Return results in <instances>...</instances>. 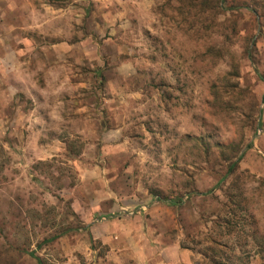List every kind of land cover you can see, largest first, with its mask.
Returning a JSON list of instances; mask_svg holds the SVG:
<instances>
[{"label": "rangeland", "instance_id": "374dc122", "mask_svg": "<svg viewBox=\"0 0 264 264\" xmlns=\"http://www.w3.org/2000/svg\"><path fill=\"white\" fill-rule=\"evenodd\" d=\"M7 45L0 264H264V0H0Z\"/></svg>", "mask_w": 264, "mask_h": 264}, {"label": "crops", "instance_id": "0c3cea01", "mask_svg": "<svg viewBox=\"0 0 264 264\" xmlns=\"http://www.w3.org/2000/svg\"><path fill=\"white\" fill-rule=\"evenodd\" d=\"M22 65H21V61H20V57H19V52L18 50L11 46V45H7L4 46L2 51H0V70L3 72V74H10L12 76H14V82L13 83H9L6 79H4V81L2 82V89H3V100L5 102H7V98L10 95V99H17V93H15V90L17 89V87L19 88L21 85V74H20V69H21ZM9 76V75H8ZM13 88V91H10V88ZM114 98H120V96H117ZM107 107L109 108V105H107ZM123 107V106H121ZM4 112H5V108H4ZM105 112L107 113V110H105ZM15 112L12 113L13 118H15ZM6 116H4V122L9 120V116L7 114H4ZM110 118V121H107V119ZM104 120H106V122L104 121V123H102L101 126H99V133L101 134V140H103L104 142H109L110 139L113 140L114 137H112L111 135L108 136V133L110 131H114L117 132L119 130H121L122 126L120 124H115V125H111L110 127H108L107 124H111L112 123V119L111 116L109 117H105ZM2 121V126L5 128L7 126H5L6 124ZM114 127V128H113ZM116 134V133H115ZM115 134H113L115 136ZM107 145H103L101 147L105 149ZM115 148V147H114ZM117 148V147H116ZM103 150V149H102ZM110 150V149H109ZM102 157L100 158L101 160H103Z\"/></svg>", "mask_w": 264, "mask_h": 264}, {"label": "trees", "instance_id": "16d2710c", "mask_svg": "<svg viewBox=\"0 0 264 264\" xmlns=\"http://www.w3.org/2000/svg\"><path fill=\"white\" fill-rule=\"evenodd\" d=\"M223 2H225V0H222ZM230 9H234V8H236L235 6H233V7H229ZM253 10L256 12L257 10L255 9V8H253ZM263 97H264V94H263ZM248 146H251V144H249ZM230 170H231V167H230ZM174 202V201H173ZM86 229V227H84V226H82V227H78L76 230H85ZM73 229L71 228V227H67L66 229H63L60 233H56V234H53V235H51V236H49V237H47V238H44L43 239V242H50V241H52V240H54V239H56V238H58L60 235H62V234H65V233H67V232H70V231H72ZM41 245V243H39L38 244V246H40ZM29 255H31V256H33L34 258H35V260H36V264H44L43 263V259L39 256V255H35L34 254V252L33 251H31V252H29Z\"/></svg>", "mask_w": 264, "mask_h": 264}]
</instances>
